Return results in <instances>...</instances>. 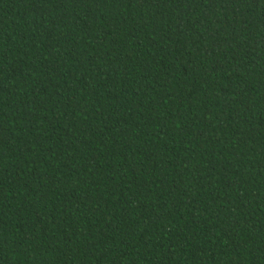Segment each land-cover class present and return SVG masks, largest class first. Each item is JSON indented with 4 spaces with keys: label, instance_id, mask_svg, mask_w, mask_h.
Returning <instances> with one entry per match:
<instances>
[{
    "label": "trees",
    "instance_id": "1",
    "mask_svg": "<svg viewBox=\"0 0 264 264\" xmlns=\"http://www.w3.org/2000/svg\"><path fill=\"white\" fill-rule=\"evenodd\" d=\"M0 264H264V0H0Z\"/></svg>",
    "mask_w": 264,
    "mask_h": 264
}]
</instances>
